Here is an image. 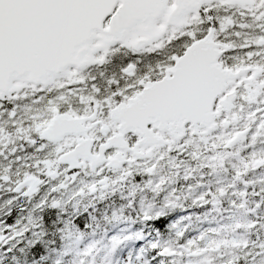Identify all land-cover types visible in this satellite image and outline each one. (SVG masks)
I'll use <instances>...</instances> for the list:
<instances>
[{
	"label": "snow or ice",
	"instance_id": "6c2138e0",
	"mask_svg": "<svg viewBox=\"0 0 264 264\" xmlns=\"http://www.w3.org/2000/svg\"><path fill=\"white\" fill-rule=\"evenodd\" d=\"M186 154L185 180L237 162L193 205L264 167V0H0V264H97L98 216L123 225L103 264L133 241L127 264H241L221 249L264 264V243L186 238L170 218L183 205L163 162Z\"/></svg>",
	"mask_w": 264,
	"mask_h": 264
},
{
	"label": "trees",
	"instance_id": "16d2710c",
	"mask_svg": "<svg viewBox=\"0 0 264 264\" xmlns=\"http://www.w3.org/2000/svg\"><path fill=\"white\" fill-rule=\"evenodd\" d=\"M186 165L188 167L197 168L199 161L193 160L190 155L186 154L183 157ZM224 168L226 170L227 182L226 185L230 183L233 178L234 170L230 169V166L225 163ZM204 176L201 177L199 172L191 175L187 180H184L186 188L189 185H197L198 181L207 187L199 188L201 191H215L218 186L212 184L211 180V171L207 168L202 169ZM180 182V179L178 178ZM237 191L245 192V197H237L234 193ZM264 196V184L262 182H257V180L251 176L249 171L246 170L242 176V180L237 182L235 188H229L223 196L219 197V203L213 206L211 203V197H206L209 200V203L203 205H193L192 200L194 197L189 195L187 192L184 196L183 203L185 208V214L183 217L187 219L181 221V225L186 226L185 234L186 238L192 234L204 233L208 237H220V236H230L231 233L237 231L242 233L245 237V248L248 251H251L252 245L264 243V203H262L259 197ZM246 201L247 207L240 208L239 204H242ZM120 201L116 199V204L118 205ZM107 204L111 205L113 201H107ZM110 214V213H109ZM99 215V213H97ZM178 212H172L170 214L171 219H179L177 217ZM99 220V226L97 227V234L88 239V243H91L92 240L97 241L96 244V256L97 264H103L101 261L102 253L105 252L106 246L105 242H108L105 239V233L110 230L111 225L106 223L101 217H97ZM237 222L248 223L250 227L247 232L235 228ZM208 227V228H207ZM207 228V229H206ZM204 229V230H203ZM102 230V231H100ZM215 230V231H213ZM112 233H107V236L110 237ZM163 239L168 242L177 243L179 247L181 242H177L175 235V229L170 232H165ZM103 240V241H102ZM102 241V242H101ZM101 242V243H100ZM138 241H133L128 243L126 246L118 249L115 254L111 257V264H114V259L117 255H122L128 250L137 251L140 247L137 245ZM143 245V244H142ZM235 255L238 256L243 264L244 256L246 255L245 249L236 250ZM167 258L165 259V264H168Z\"/></svg>",
	"mask_w": 264,
	"mask_h": 264
},
{
	"label": "rangeland",
	"instance_id": "374dc122",
	"mask_svg": "<svg viewBox=\"0 0 264 264\" xmlns=\"http://www.w3.org/2000/svg\"><path fill=\"white\" fill-rule=\"evenodd\" d=\"M234 237L239 238L238 235H235ZM190 259H193V258L190 257V258H188L187 260H190ZM127 260H128V257H127V258H122V259L120 260V264H127Z\"/></svg>",
	"mask_w": 264,
	"mask_h": 264
},
{
	"label": "water",
	"instance_id": "95a60500",
	"mask_svg": "<svg viewBox=\"0 0 264 264\" xmlns=\"http://www.w3.org/2000/svg\"><path fill=\"white\" fill-rule=\"evenodd\" d=\"M182 127V126H181ZM183 134V132L180 134V135H182Z\"/></svg>",
	"mask_w": 264,
	"mask_h": 264
}]
</instances>
